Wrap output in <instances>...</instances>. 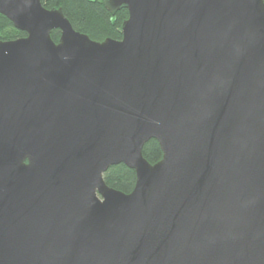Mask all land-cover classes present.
<instances>
[{
  "label": "water",
  "instance_id": "1",
  "mask_svg": "<svg viewBox=\"0 0 264 264\" xmlns=\"http://www.w3.org/2000/svg\"><path fill=\"white\" fill-rule=\"evenodd\" d=\"M104 1L121 39L0 0V264H264V0Z\"/></svg>",
  "mask_w": 264,
  "mask_h": 264
},
{
  "label": "trees",
  "instance_id": "2",
  "mask_svg": "<svg viewBox=\"0 0 264 264\" xmlns=\"http://www.w3.org/2000/svg\"><path fill=\"white\" fill-rule=\"evenodd\" d=\"M47 8H62L75 29L88 34L92 39L102 41L107 37L121 39L123 22L128 18V8L122 6L113 11L104 0H42ZM61 31L54 29L51 35L59 41ZM27 35L18 29L4 14L0 13V40H11ZM143 154L151 163L163 156L160 143L152 138L143 147ZM106 182L119 190L130 192L136 182V172L124 163L112 165L104 173Z\"/></svg>",
  "mask_w": 264,
  "mask_h": 264
}]
</instances>
